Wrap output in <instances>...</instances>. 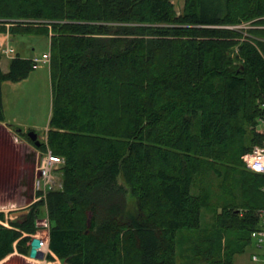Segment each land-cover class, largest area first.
<instances>
[{
  "label": "trees",
  "instance_id": "16d2710c",
  "mask_svg": "<svg viewBox=\"0 0 264 264\" xmlns=\"http://www.w3.org/2000/svg\"><path fill=\"white\" fill-rule=\"evenodd\" d=\"M243 23L247 38L222 28ZM5 33L49 40L46 144L21 134L64 159L46 200L54 256L178 264L187 233L205 264L253 247L264 175L242 156L264 137V0H183L179 13L174 0H0ZM35 67L19 55L0 67V123L3 84ZM42 205L0 225V261L29 254Z\"/></svg>",
  "mask_w": 264,
  "mask_h": 264
},
{
  "label": "rangeland",
  "instance_id": "374dc122",
  "mask_svg": "<svg viewBox=\"0 0 264 264\" xmlns=\"http://www.w3.org/2000/svg\"><path fill=\"white\" fill-rule=\"evenodd\" d=\"M182 6L183 0H174L177 13L181 11ZM222 28L228 29L226 26ZM11 39L12 41L7 42V45L3 47L0 43L2 56L0 66L4 71L7 70L8 61L16 55L41 60L49 52V40L45 35L16 34L11 36ZM6 49L9 50L8 54L5 53ZM49 64L50 61L47 64H39L25 80L18 83H4L2 87L5 121L0 123V210L5 212L8 209H18L15 213L27 211L30 205L28 200L32 192L37 161L45 148L36 149L26 141L23 133L33 131L41 143H45L44 132L47 128L51 102ZM258 129L263 130L264 124L260 123ZM45 205L47 207V202ZM42 206L44 207V204ZM3 215L6 217L5 214ZM214 216L212 209H203L201 226L205 229L210 227ZM37 231L36 228L35 233ZM190 235L193 234L185 235L182 247L178 248V264H205L191 247L197 240L196 236ZM254 252L259 251L253 247L247 248L243 254L235 256V264H252L250 258ZM9 262L11 264H64L58 258H47L46 262L37 263L31 260L29 254L24 258L13 256Z\"/></svg>",
  "mask_w": 264,
  "mask_h": 264
},
{
  "label": "built area",
  "instance_id": "2783aa9c",
  "mask_svg": "<svg viewBox=\"0 0 264 264\" xmlns=\"http://www.w3.org/2000/svg\"><path fill=\"white\" fill-rule=\"evenodd\" d=\"M226 27L230 30L241 32L244 38L248 37L247 30L252 28L249 23ZM5 53L8 54L9 50L6 49ZM49 61V52L45 54L41 60L37 58L32 59L35 66L44 63L47 64ZM260 123L264 124V120H260ZM262 131H264V129ZM44 139V144H46V136ZM242 160L247 170L264 175V137L260 145L254 146L249 153L242 156ZM63 165L64 159L54 155L45 145V149L41 151L37 161L36 172L32 182L33 196L30 203V205L39 202L44 204V207L42 206L43 213L35 220V227L38 231L34 235L30 236L32 239L28 243L30 249L29 256L31 260L37 263L46 262L49 254L52 258H57L48 249V231L50 228V221L45 202L49 192L60 189L59 187L62 186L60 171ZM16 211H18V209H8L6 212L4 210H0V213L6 215L3 220L0 219V225L9 228V220L16 218ZM8 213L9 217H7ZM258 217L260 220L259 228L251 232V239L253 240V248H256L259 252H254L251 255L250 260L252 264H264V208L259 211ZM33 240L37 241L35 246L32 245ZM31 249L34 250L36 256L30 255Z\"/></svg>",
  "mask_w": 264,
  "mask_h": 264
},
{
  "label": "crops",
  "instance_id": "0c3cea01",
  "mask_svg": "<svg viewBox=\"0 0 264 264\" xmlns=\"http://www.w3.org/2000/svg\"><path fill=\"white\" fill-rule=\"evenodd\" d=\"M10 41H12V39H11V36L8 33L0 34V43L2 44V47L5 46V44L7 45V42H10ZM8 63H9V61H8ZM7 70H8V67H7ZM2 71H4V70L2 69ZM6 71H4V72H6ZM50 106H51V104H50ZM49 116H50V112H49ZM48 119H49V117H48ZM18 132H20V131H18ZM44 133H45V136H46L47 128L45 129V132ZM13 256H20V257H23L24 258L23 255H19L18 253L14 252V253L8 255L7 257H5L3 260H1L0 261V264H11V262H9V261H10L11 257L13 258Z\"/></svg>",
  "mask_w": 264,
  "mask_h": 264
},
{
  "label": "water",
  "instance_id": "95a60500",
  "mask_svg": "<svg viewBox=\"0 0 264 264\" xmlns=\"http://www.w3.org/2000/svg\"><path fill=\"white\" fill-rule=\"evenodd\" d=\"M27 137L30 139V141L34 144L35 147H39L41 145V142L38 139V136L35 132H33V131L27 132ZM26 213H27V211H22V212L17 213L16 215L19 216L21 214H26ZM36 244H37V241L33 240L32 245L35 246ZM30 255L36 256L33 249H31Z\"/></svg>",
  "mask_w": 264,
  "mask_h": 264
},
{
  "label": "bare ground",
  "instance_id": "6f19581e",
  "mask_svg": "<svg viewBox=\"0 0 264 264\" xmlns=\"http://www.w3.org/2000/svg\"><path fill=\"white\" fill-rule=\"evenodd\" d=\"M237 25V24H236Z\"/></svg>",
  "mask_w": 264,
  "mask_h": 264
}]
</instances>
